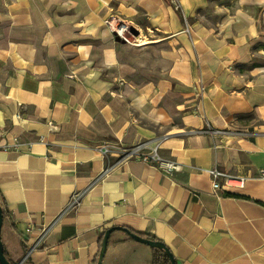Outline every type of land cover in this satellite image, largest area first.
Returning a JSON list of instances; mask_svg holds the SVG:
<instances>
[{
  "label": "crops",
  "instance_id": "crops-1",
  "mask_svg": "<svg viewBox=\"0 0 264 264\" xmlns=\"http://www.w3.org/2000/svg\"><path fill=\"white\" fill-rule=\"evenodd\" d=\"M132 147L158 161L122 158ZM212 167L264 168V0H0L1 241L16 264H93L116 226L176 264H264V180L214 192L198 170ZM128 238L111 233L102 264H151Z\"/></svg>",
  "mask_w": 264,
  "mask_h": 264
},
{
  "label": "built area",
  "instance_id": "built-area-1",
  "mask_svg": "<svg viewBox=\"0 0 264 264\" xmlns=\"http://www.w3.org/2000/svg\"><path fill=\"white\" fill-rule=\"evenodd\" d=\"M106 25L111 29L114 36L120 40L127 41L129 35V28L123 22L109 20L106 22ZM202 91V87H200ZM214 133H219L214 131ZM104 152L107 151L106 148L103 149ZM122 158H132L136 157L142 162H147L148 160L158 161L156 154L153 152L151 155H140L139 147H132L130 149H124ZM166 170L178 171L179 167L173 164L165 167ZM199 171L205 172L211 181V188L214 192L224 193V194H235L243 190L247 182L254 179L264 180V168L260 169L255 175L250 173H245L242 175L239 174H230L225 171L220 170L217 167H212L210 169H198ZM78 195H73L70 201V205L78 204ZM30 229L27 230V232Z\"/></svg>",
  "mask_w": 264,
  "mask_h": 264
},
{
  "label": "water",
  "instance_id": "water-1",
  "mask_svg": "<svg viewBox=\"0 0 264 264\" xmlns=\"http://www.w3.org/2000/svg\"><path fill=\"white\" fill-rule=\"evenodd\" d=\"M2 225H3L2 211H1V207H0V264H10L5 258L4 248H3L2 241H1ZM113 232H121V233L125 234L127 237H129L132 241L139 243V244H142V245H145V246L149 247L150 249H161V250H163L165 255L167 256V258L169 259L170 264H176L173 257H172V254L165 247V245L163 243H161L160 241H154V240H151L148 238H143L140 235L131 232L129 229L124 228V227H119V226L111 227L104 232L103 239H102L101 246H100V250L98 253L97 260H96V264H102V260L104 258L105 253H106V250H107L109 237H110L111 233H113ZM18 264H21V263H18Z\"/></svg>",
  "mask_w": 264,
  "mask_h": 264
},
{
  "label": "trees",
  "instance_id": "trees-1",
  "mask_svg": "<svg viewBox=\"0 0 264 264\" xmlns=\"http://www.w3.org/2000/svg\"><path fill=\"white\" fill-rule=\"evenodd\" d=\"M0 207H1V211H2V221L6 220L7 218V211L5 209V206H4V203L2 201V199L0 198ZM141 237L143 238H146L142 235H140ZM102 238H103V235L101 236L100 238V241H102ZM128 240H130L128 238ZM154 241H156L155 239H152ZM152 251V261H151V264H170V261L169 259L167 258V256L165 255L164 251L161 250V249H151ZM4 255H5V258L6 260L10 263V264H16V261L12 260L7 252L5 251L4 249ZM23 264H30V261L29 259L27 258ZM93 264H96V260H94Z\"/></svg>",
  "mask_w": 264,
  "mask_h": 264
},
{
  "label": "rangeland",
  "instance_id": "rangeland-1",
  "mask_svg": "<svg viewBox=\"0 0 264 264\" xmlns=\"http://www.w3.org/2000/svg\"><path fill=\"white\" fill-rule=\"evenodd\" d=\"M129 37L131 38V36L129 35Z\"/></svg>",
  "mask_w": 264,
  "mask_h": 264
}]
</instances>
